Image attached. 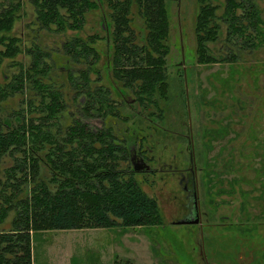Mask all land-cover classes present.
Segmentation results:
<instances>
[{
  "label": "trees",
  "instance_id": "16d2710c",
  "mask_svg": "<svg viewBox=\"0 0 264 264\" xmlns=\"http://www.w3.org/2000/svg\"><path fill=\"white\" fill-rule=\"evenodd\" d=\"M30 2V23L37 24L36 30L62 33L64 39L55 48L42 38L25 45L12 31L21 2L0 0V66L21 52L31 56L27 68L21 64L13 78L0 81V264H32V235L37 231L163 225L157 199L140 186L129 164L127 135H117L116 122L131 121L135 135L146 136L147 131L123 112V98L113 94L127 89L149 117H163L172 97L169 1ZM197 2V62L231 61L241 50L264 43L258 0ZM96 7L109 18L107 32L81 35L86 13ZM133 8L141 18L140 30L132 25ZM221 23L223 40L235 51L216 57L209 43L217 39ZM102 38L111 50L105 78L97 67L100 52L95 46ZM56 70L65 78H44ZM12 97L19 102L17 108L9 107ZM75 109L98 116L101 126L89 125ZM125 129L132 134L128 125ZM206 148L203 143V154ZM231 182L233 188L236 178Z\"/></svg>",
  "mask_w": 264,
  "mask_h": 264
},
{
  "label": "rangeland",
  "instance_id": "374dc122",
  "mask_svg": "<svg viewBox=\"0 0 264 264\" xmlns=\"http://www.w3.org/2000/svg\"><path fill=\"white\" fill-rule=\"evenodd\" d=\"M18 1L22 4L21 15L16 18L12 31L22 36L25 45L31 44L32 39L42 38L48 47H59L64 35L45 29L36 30L37 24L30 23L31 20L34 21L30 0ZM168 1L172 15L168 40V68L171 78H185L187 106L182 105L183 94L179 93L176 81L172 79V97L167 102L163 121L149 117L147 110L136 114L135 117L139 122L137 127L144 123L150 124L146 129L149 145L153 143L154 147L155 141L160 139L158 150H151L159 152L161 156L158 163H150L151 168H155L154 172L137 171L135 176L140 186L157 199L163 225L37 231L32 235V264H206L197 242L200 236L198 226L174 223L188 211V207H184L187 199L179 182V172L187 174L190 166L189 152L185 150V136L190 134L192 127L200 129L206 125L217 132L221 128L226 131L224 136L210 137L213 144L210 143L211 148L203 157L206 158L208 166H212L205 173L209 176L211 172H215L208 179V183L217 178L214 174L220 173L223 186L217 190L219 184H209L208 189L203 186L198 189L201 209L210 213L216 212V215L231 210L236 212L243 203L255 202L254 197L258 189L262 193L264 203V43L250 51L241 50L239 54L236 53V59L231 61L223 59L211 63L195 62L194 24L198 2ZM214 2L222 5L224 0ZM258 4L262 9L261 15L264 16V0H258ZM220 9L221 7L217 12ZM104 14L98 7L89 10L80 34L86 36L94 32L99 35L106 33L109 18ZM132 15L133 27L136 30L142 29L141 18L134 8ZM224 30L225 25L221 23L217 39L209 43L216 57L227 55L230 50L235 51L224 42ZM95 46L100 52L97 67L105 78L111 50L103 38L97 40ZM183 54H187L186 60L180 57ZM30 59L31 56L25 52L18 53L13 58H5L0 66V81L3 78H13L21 64L23 68H27ZM48 62H51V58ZM176 68L183 70L182 75H175ZM50 74L44 78H65L58 70L55 73L51 71ZM91 76L94 77V74ZM180 86L184 90L183 81ZM114 95L117 96L116 93ZM210 101L215 105H210ZM8 104L14 108L19 106L15 97L10 98ZM135 107L141 109V106ZM75 112L89 125L101 126L102 122L98 116L83 115L77 109ZM123 112L131 117L132 112L128 108H124ZM117 121V135H127L128 141L131 135H128L125 127L128 125L131 129V121ZM152 121H157V124ZM158 122H164L166 126L164 135L158 134L155 129ZM176 131L181 132V138L174 135ZM128 142L133 146L132 141ZM134 149L131 148V152L137 154ZM197 156V165L201 166L202 159L199 154ZM232 178H236L233 188ZM212 221L216 222V218ZM204 235H211V228L205 227ZM206 251V256L212 260V264H221V259L213 256L211 248L207 247L205 253Z\"/></svg>",
  "mask_w": 264,
  "mask_h": 264
},
{
  "label": "flooded vegetation",
  "instance_id": "af4514ba",
  "mask_svg": "<svg viewBox=\"0 0 264 264\" xmlns=\"http://www.w3.org/2000/svg\"><path fill=\"white\" fill-rule=\"evenodd\" d=\"M180 57L183 60H186L188 56L187 54H183L180 55ZM194 59L195 62H197L196 53L194 54ZM176 70L177 68L175 69V71ZM172 79L176 81V87L179 89V93L183 94V96L181 95V101L183 98H186L185 101L187 106L188 95L185 89V78H169L170 87L172 86ZM182 81L184 82V90H182L180 86ZM115 90V93L123 98L125 106L124 108H128V110L132 112L131 120L136 117V114L138 115V113L141 112L142 114L144 112L143 108L138 110L137 107H135V105L139 106V104L135 101L133 93H131L127 89L122 88H118ZM182 105L184 106V103H182ZM164 115L161 119H159L160 121H163ZM155 124H157V121L155 122ZM147 125L148 123H144V125H140L138 128H140V130L141 128L148 129ZM155 127L158 134L162 133L164 135L166 129L164 122H158V125H155ZM135 130L136 127L131 124L132 134L128 141H132L133 146H130L131 143L127 141L129 164L135 173H137V171L144 172L146 170L148 172H154L155 168H151L150 163H158V160H160V153H155V151L158 150L157 145L159 144L160 139L155 141V145L153 147V143H151L150 145L148 144V142L150 141L148 139V135L145 136L144 132H140L139 135H135ZM189 131L190 134H187L185 136L187 141L185 150L189 152L188 161L190 166L188 168L187 174L179 172V182L182 184V190L184 191L185 198L187 199L184 207H186V209L188 207V211L181 218L190 217L192 220H195L190 223L178 224L198 226L200 236H198L197 242L200 247V254H203L202 259L205 260L206 264H212V260H209L208 256H206L207 251L205 253V249H207V247L212 249V254L216 259H221L219 260L221 261V264H264V203L262 202L263 196L260 192V189H258V192L255 193V202L243 203L241 205V208L236 210L237 213L235 212V210H231L229 212L216 215V212L210 213L207 210L201 209V204L199 203L200 192H198V189H201L202 186L205 187V189H208L210 187L209 184L222 185L223 182V178L220 176V173H217L214 174L217 176V178H214V180H211L208 183V179L211 178V176H213V173L215 172H211L209 176L208 173H205V171L210 170L209 168L211 165L208 166V164L206 163V158L203 157L206 156L209 149L211 148V144H213V140H210V137L214 135L215 137L224 136L226 131L225 129L221 128L217 132V130H212L206 125L200 129L192 127ZM174 135L181 138L182 134L181 132L176 131L174 132ZM194 138H196V140ZM179 142L181 141L179 140ZM203 143L207 145L204 154L202 153ZM131 148H136L134 149V151L137 152L138 155L132 153ZM152 149L155 151L151 152ZM198 154L200 159H202L203 164L201 166L197 165L199 161L197 156ZM223 164L225 165V163ZM135 167H138L140 169L136 170ZM174 172L176 171L174 170ZM220 187L221 186L219 185L217 190H219ZM203 217H205L204 220L202 219ZM215 218L216 222L212 221L215 220ZM205 227L211 228V235H204Z\"/></svg>",
  "mask_w": 264,
  "mask_h": 264
},
{
  "label": "water",
  "instance_id": "95a60500",
  "mask_svg": "<svg viewBox=\"0 0 264 264\" xmlns=\"http://www.w3.org/2000/svg\"><path fill=\"white\" fill-rule=\"evenodd\" d=\"M136 170L140 169L138 167H135ZM195 220V219H194ZM194 220H192L190 217L187 218H180L178 220L175 221V223H190L193 222Z\"/></svg>",
  "mask_w": 264,
  "mask_h": 264
}]
</instances>
